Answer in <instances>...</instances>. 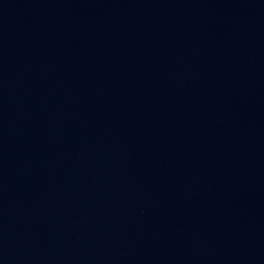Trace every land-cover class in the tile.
I'll list each match as a JSON object with an SVG mask.
<instances>
[{
    "label": "water",
    "instance_id": "obj_1",
    "mask_svg": "<svg viewBox=\"0 0 264 264\" xmlns=\"http://www.w3.org/2000/svg\"><path fill=\"white\" fill-rule=\"evenodd\" d=\"M0 264H264V0H0Z\"/></svg>",
    "mask_w": 264,
    "mask_h": 264
}]
</instances>
